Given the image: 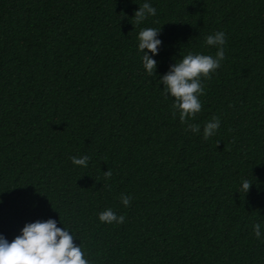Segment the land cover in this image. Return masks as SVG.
Masks as SVG:
<instances>
[{
	"label": "trees",
	"instance_id": "1",
	"mask_svg": "<svg viewBox=\"0 0 264 264\" xmlns=\"http://www.w3.org/2000/svg\"><path fill=\"white\" fill-rule=\"evenodd\" d=\"M145 2L156 15L136 25ZM148 27H161L155 76L138 51ZM216 31L226 59L193 134L159 78L215 55ZM109 208L123 224L99 221ZM48 219L90 264H264V0H0V235Z\"/></svg>",
	"mask_w": 264,
	"mask_h": 264
},
{
	"label": "clouds",
	"instance_id": "2",
	"mask_svg": "<svg viewBox=\"0 0 264 264\" xmlns=\"http://www.w3.org/2000/svg\"><path fill=\"white\" fill-rule=\"evenodd\" d=\"M156 15V9L148 2L139 5L134 12L135 24L140 25L148 17ZM159 28H143L138 33V51L142 53V63L149 76H155L157 61L149 56H155L161 45L157 39ZM205 45L216 48L215 55L192 53L184 55L179 62L170 65L169 70L160 76L159 82L163 84L162 94L173 98L172 116L178 115L179 121L185 125L186 131L193 134L201 132V126L192 123L202 110L200 97L205 94L204 80H210L212 74L221 67L226 59V37L223 31H216L206 36ZM220 127V118L213 116L207 121L202 130L203 139L207 140L216 135ZM73 165L87 167L89 156L70 157ZM106 180L112 177V171L104 172ZM252 182L242 180L241 190L246 194ZM132 197L121 194L120 201L129 207ZM98 219L106 224H123L124 215H117L111 208L99 213ZM253 233L257 240L262 239L261 225H253ZM74 235L66 228L57 227L53 219L35 221L26 224L21 229V234L9 242L0 235V264H90L85 258V253L80 244L73 243Z\"/></svg>",
	"mask_w": 264,
	"mask_h": 264
}]
</instances>
